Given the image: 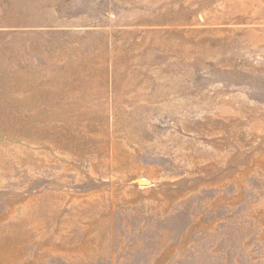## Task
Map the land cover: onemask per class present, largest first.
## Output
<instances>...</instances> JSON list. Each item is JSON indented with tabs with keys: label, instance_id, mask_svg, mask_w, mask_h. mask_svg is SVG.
I'll use <instances>...</instances> for the list:
<instances>
[{
	"label": "rangeland",
	"instance_id": "rangeland-1",
	"mask_svg": "<svg viewBox=\"0 0 264 264\" xmlns=\"http://www.w3.org/2000/svg\"><path fill=\"white\" fill-rule=\"evenodd\" d=\"M0 264H264V0H0Z\"/></svg>",
	"mask_w": 264,
	"mask_h": 264
}]
</instances>
